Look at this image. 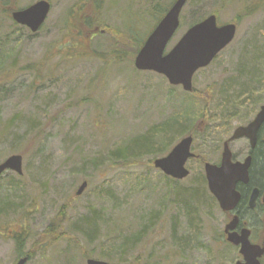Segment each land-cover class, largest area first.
I'll return each mask as SVG.
<instances>
[{
  "label": "rangeland",
  "instance_id": "obj_1",
  "mask_svg": "<svg viewBox=\"0 0 264 264\" xmlns=\"http://www.w3.org/2000/svg\"><path fill=\"white\" fill-rule=\"evenodd\" d=\"M38 1L4 6L0 0V125L17 118L0 136V163L22 156L24 172L22 178L14 172L0 178V201L10 206L0 213V264L17 261L12 234L21 231L22 218L38 237L62 209L60 241L42 251L29 243L25 251L34 255L28 264L241 261L224 235L232 215L210 194L205 164H216L223 142L264 105V0H188L167 51L193 23L210 15L219 26H237L234 41L195 74L192 93L159 74L136 70L130 57L135 44L121 36L127 37L130 20L140 18L135 25L144 38L154 26L153 7L169 10L175 0H46L51 12L33 34L10 15ZM87 19L99 25L90 28ZM112 46L126 52L119 64L113 63ZM27 66H43L41 79ZM189 110L198 116L193 125L183 119ZM174 120L186 129L167 128L170 145L160 157L123 165L111 156ZM191 135L196 159L186 164L187 179H171L155 169L156 159ZM230 149L243 161L250 145L242 139ZM83 182L88 186L76 196ZM259 200L261 209L245 215V224L261 246L264 204ZM123 239L132 244L129 250Z\"/></svg>",
  "mask_w": 264,
  "mask_h": 264
},
{
  "label": "water",
  "instance_id": "obj_2",
  "mask_svg": "<svg viewBox=\"0 0 264 264\" xmlns=\"http://www.w3.org/2000/svg\"><path fill=\"white\" fill-rule=\"evenodd\" d=\"M188 0H176L167 14L157 24L134 60V67L140 72H154L165 77L174 87H182L187 93L193 92V78L201 69L207 68L216 57L226 49L235 39L237 26L227 24L218 26L217 17L210 15L203 21L193 25L180 39V41L167 51L168 45L180 27V17ZM51 12V4L41 0L35 4L15 11L11 14L12 20L19 26L26 27L31 33H38L46 23ZM264 126V105L260 108L255 118L246 126H240L233 135L224 143V152L221 164H205V177L210 194L217 201L219 208L224 213H236L242 200L240 189L250 183V169L253 156L248 155L244 161H234L230 144L246 139L250 151L254 152L258 135ZM193 138L182 139L173 150L165 157L156 159L154 167L165 176L175 180H185L190 172L186 164L195 158L191 148ZM6 172L23 175V158L12 155L0 163V177ZM88 183L83 182L76 192L81 196ZM263 193L259 188H254L248 200L250 210H255L257 202ZM239 216L236 214L225 227L226 241L239 249L242 257L236 264H264V246L251 242V231L243 228L240 232ZM14 264H28V258L17 260ZM87 264H109L104 261L88 259Z\"/></svg>",
  "mask_w": 264,
  "mask_h": 264
},
{
  "label": "trees",
  "instance_id": "obj_3",
  "mask_svg": "<svg viewBox=\"0 0 264 264\" xmlns=\"http://www.w3.org/2000/svg\"><path fill=\"white\" fill-rule=\"evenodd\" d=\"M11 1H13V0H3V5L8 6ZM174 2H173V4H174ZM163 8L164 7L161 5H156L153 7V10L151 12V19L154 22V26H156L163 19V17L167 14V12L169 11L167 8H165V9H163ZM10 18H12L11 15H10ZM136 19L138 21H141L140 18L139 19L134 18L133 21L130 20V26H129L128 32L126 33L127 37L120 34L122 36V39H126V40H128L129 43L135 44L134 48L132 49V54L130 55V57L132 58L131 60H133L135 58V56L138 54V52L140 51V49L144 45L147 37L150 35L152 30L155 28L153 26V28L150 29L149 33L144 38H142V35L138 32L137 26L135 25L137 22ZM201 20L196 21L193 24L195 25V24L201 22ZM84 23L87 26H89L90 28H93L96 25H99L97 21L90 20V19L85 20ZM77 30H78V28H77ZM115 46H112L110 54L114 53L113 55H116L114 60H113V63L119 64L121 62V60L123 59V57L125 56L126 52L119 51V50L115 49ZM80 55L81 56H78L80 58L82 56H84V54H80ZM33 68H34V66H27L26 69H33ZM38 68H40V70ZM34 70L37 71V73H38L37 78L41 79V77H42L41 75L43 73V66H37L34 68ZM252 101L256 104L257 98H253ZM190 112H191V110H189L188 112H185L183 119H184V121H186V123H192V125H193V123L198 120V116L196 117V115L193 114V112L192 113H190ZM223 117H224V115H223ZM15 119H17V118H14L11 121L7 122V124L4 127L2 125H0V136L1 137L7 133L9 126L12 125V122L16 121ZM170 126L180 127L182 130L181 132H183L184 129H186V128H184V125H181V123L177 122V120H174V121L170 122V124L163 125V126H160L156 129L152 130L151 132H149L147 134V136L139 137V139H141V140H138L137 142H135L133 147H132V145H130L128 143L125 146L117 148L111 154V156L113 158H115V160L122 162L123 165H128V163L130 161L140 159L144 156H151L153 158L160 157L161 154H163V152L165 151V149H167L170 145V142L168 141V132L169 131L167 130V128ZM201 126H202V124H201ZM189 132H191V129ZM192 137H194V136H192ZM263 138H264V126L262 127L261 131L259 132L257 147H256L254 152H251V154H253L252 155L253 156V162H252V166H251V170H250V183L247 186L242 187L240 189V192L242 194V200L240 202V205L238 206L237 214L239 216L240 223L242 225H245V215H248V214L249 215L250 214L255 215L261 209V206L259 204L255 210H250L249 206H248V198H249L251 191L254 188H259L260 190L264 189V142L262 141ZM20 178H22V176ZM195 191L201 192L200 188H197V190H195ZM9 207L10 206L8 204V200H5L3 202L0 201V213H6L9 210ZM60 212H61V214H58L56 216V218H54L50 222V224L48 225V228L44 231V233H42L38 237H35V235H33L32 232H30L29 229L26 228L24 222L22 221L23 218L21 219V223H22L21 231L20 232H14L12 234L13 235V241H14L15 246H16V252L18 255L17 260L24 258V257H27L28 262H29L33 259L34 253H31L30 251L29 252L25 251L26 246L29 243H33V245H37L39 248V251H42L41 248L46 247L48 245H53L54 243L60 241V238L57 236V233L60 232V230H62V227H63L65 220H66L64 210L62 209ZM22 217H24V213L22 214ZM148 222H149L150 226L153 223V221H150V219H148ZM122 243L125 246V248H124L125 251L129 250L130 247H132V244H130V242L125 240V239H123ZM117 250L120 251V247ZM83 257L87 258L88 255H84Z\"/></svg>",
  "mask_w": 264,
  "mask_h": 264
},
{
  "label": "flooded vegetation",
  "instance_id": "obj_4",
  "mask_svg": "<svg viewBox=\"0 0 264 264\" xmlns=\"http://www.w3.org/2000/svg\"><path fill=\"white\" fill-rule=\"evenodd\" d=\"M223 150H224V142H223ZM249 154H251L250 153V151L247 153V156L249 155ZM222 155H223V152L221 153V156H220V159H219V161L216 163V164H214V165H220L221 164V161H222ZM253 155V154H252ZM246 156V157H247ZM196 159V158H195ZM234 161H237L235 158H234ZM253 162V161H252ZM251 170V169H250ZM263 190L264 189H262L261 191H262V193H263ZM252 192V191H251ZM250 195H251V193H250ZM250 195H249V197H250ZM260 197H262V196H260ZM248 200H249V198H248ZM259 201L260 200H258V202H257V206L260 204L259 203ZM238 210V209H237ZM229 214H231L232 215V218L234 217V215H236L237 214V212L236 213H234V212H232V213H229ZM238 215V214H237ZM232 220V219H231ZM244 227H247V225L245 224V225H242L240 222H239V226H238V228L236 229V231L237 232H240V230L242 229V228H244ZM225 235V234H224ZM226 236V235H225ZM251 241H252V234H251ZM252 243H254V241H252ZM254 244H256V243H254ZM258 245V244H257ZM261 246H264V245H261ZM237 248V247H236ZM239 250V249H238ZM261 262L262 263H264V257L262 258V260H261Z\"/></svg>",
  "mask_w": 264,
  "mask_h": 264
}]
</instances>
